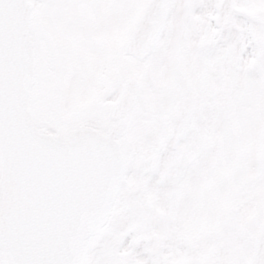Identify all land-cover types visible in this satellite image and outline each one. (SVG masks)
I'll list each match as a JSON object with an SVG mask.
<instances>
[{"label":"snow or ice","instance_id":"1","mask_svg":"<svg viewBox=\"0 0 264 264\" xmlns=\"http://www.w3.org/2000/svg\"><path fill=\"white\" fill-rule=\"evenodd\" d=\"M0 264H264V0H0Z\"/></svg>","mask_w":264,"mask_h":264}]
</instances>
